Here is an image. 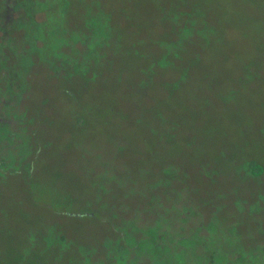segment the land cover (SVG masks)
<instances>
[{"label": "rangeland", "instance_id": "374dc122", "mask_svg": "<svg viewBox=\"0 0 264 264\" xmlns=\"http://www.w3.org/2000/svg\"><path fill=\"white\" fill-rule=\"evenodd\" d=\"M49 9L71 40L90 22L102 57L96 77L77 73L68 85L71 69H32V103L47 93L48 116H35L31 166L2 165L0 264H102L119 209L170 198L167 178L178 187L166 167L182 196L264 253V0H51ZM110 161L101 192L93 169ZM25 243L33 259L19 256Z\"/></svg>", "mask_w": 264, "mask_h": 264}, {"label": "flooded vegetation", "instance_id": "af4514ba", "mask_svg": "<svg viewBox=\"0 0 264 264\" xmlns=\"http://www.w3.org/2000/svg\"><path fill=\"white\" fill-rule=\"evenodd\" d=\"M50 3L0 0V174L2 165L15 172L21 170L23 162L31 166L37 134L42 130L35 116H48L47 93L32 103L31 96L37 89L34 66L46 61L50 68L71 69L72 76L64 79L66 85L77 79V73L97 75L102 36L92 32L94 26L88 21L77 39L71 40L63 30L56 32ZM66 5L62 4L61 12L67 10ZM112 164L103 162L93 169L101 192L110 191L107 178L113 177ZM164 173L179 188L167 178L160 184L172 196H159L151 209L148 203L141 208L133 205L119 209L118 205L117 209L125 212L119 227L111 224L104 238L109 253L102 264H264L258 242L254 248L243 246L248 241L242 243L241 233L234 231L231 235L207 206L203 210L198 201L187 194L182 196V183L173 168L166 167ZM143 188L137 190L136 200H140ZM249 237L256 238L257 234ZM18 254L34 258L26 243Z\"/></svg>", "mask_w": 264, "mask_h": 264}, {"label": "trees", "instance_id": "16d2710c", "mask_svg": "<svg viewBox=\"0 0 264 264\" xmlns=\"http://www.w3.org/2000/svg\"><path fill=\"white\" fill-rule=\"evenodd\" d=\"M185 33V30H184V28H183V34Z\"/></svg>", "mask_w": 264, "mask_h": 264}]
</instances>
